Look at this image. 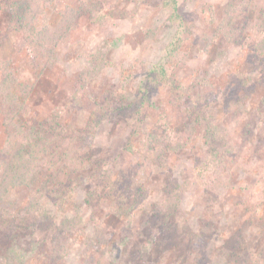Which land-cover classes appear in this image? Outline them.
Segmentation results:
<instances>
[{"label":"rangeland","instance_id":"obj_1","mask_svg":"<svg viewBox=\"0 0 264 264\" xmlns=\"http://www.w3.org/2000/svg\"><path fill=\"white\" fill-rule=\"evenodd\" d=\"M230 1L178 0L184 16L181 24L170 19L172 10L166 0H91L88 5L93 11L79 18L71 35L61 42L53 64L44 69L10 28L13 12L8 0H0V51L11 60L19 78L34 87L25 115L41 119L58 112L69 127L83 126L94 99L113 91L127 102H139L146 91L147 129H178L182 126L179 104H174L167 87L147 80L155 65L164 64L190 93L181 103L187 105L196 93L210 97L216 118L227 130L222 149L229 177L216 186L209 175L203 179L200 174L203 126L184 151L158 157L144 145V134L132 135L122 117L107 120L93 153L115 162L114 177L123 175L133 181L132 190L141 194L139 203L121 216L112 213V198L97 205L99 221L113 232L111 243L100 245L94 238V209L87 202L88 183L63 209L47 200L50 221L34 232L26 230L18 240L26 264H51L56 232L52 224L78 214L84 218L85 233L71 231L69 252L54 264H207L225 249L231 250V264H251L256 256L264 259V70L254 64L253 38L232 42L219 32ZM43 2L40 23L55 30L64 9L77 7L79 0ZM263 13L264 0H254L243 19ZM176 43L179 49L170 57ZM91 53H105L109 63L78 99L76 83L91 66ZM2 123L0 115V147L6 138ZM168 182L183 184L182 200L174 220L170 218L176 224L172 232L161 234L145 221L163 200ZM27 200V189L18 187L8 196L7 208L13 201L25 205ZM12 226L0 213V264H6ZM198 234L203 236L201 249L191 239ZM198 255L201 260L196 259Z\"/></svg>","mask_w":264,"mask_h":264},{"label":"trees","instance_id":"obj_2","mask_svg":"<svg viewBox=\"0 0 264 264\" xmlns=\"http://www.w3.org/2000/svg\"><path fill=\"white\" fill-rule=\"evenodd\" d=\"M43 1L8 0V6L13 12L10 28L16 31L19 42L26 47L34 62L45 69L53 64L61 42L71 35L79 18L93 9L88 5L91 0H79L77 7L64 9L56 29L52 30L40 23V15L45 6ZM238 1L232 0L228 4L219 32L232 42H240L245 37L253 38L254 64L264 70V13L261 17L244 20L243 14L251 8L254 0ZM166 5L172 10L170 19L184 24L178 0H166ZM179 45L176 43L174 47L171 46L168 54L170 57L176 54ZM89 57L91 66L82 71L76 83L75 95L78 99H81L89 83L109 63L105 53H91ZM147 80L155 86H165L170 90L174 104H179L181 110L180 128L147 129L143 110L146 100H149L146 91L139 102H127L124 96L111 91L101 100L94 99L91 114L83 126L69 127L58 112L41 119L25 115L34 87L19 78L11 60L0 51V115L3 117L6 134L0 147V213L5 214L13 225L11 232H8L6 264H26L25 253L21 251L23 248L18 240L26 230L34 232L41 224L50 221L47 200L58 209H63L75 198L79 188L86 187V183L90 185L87 202L94 209L91 216L95 222L94 238L100 245L111 243L113 232L99 221L97 205L105 198H112L111 211L121 216L131 213L141 195L137 190H132L133 181L126 180L123 175L113 176L112 173L117 172L115 162L93 153L100 127L113 117H122L132 135L144 134V145L157 153L158 157H164L168 152L179 154L184 151L193 141L199 127L203 126L201 178L209 175L216 186L225 184L229 176L226 175L227 164L222 147L226 144L227 130L216 118L212 106L214 102L210 97L196 93L190 96L187 105L182 104V99L189 92H185L177 75L164 64L155 65L149 71ZM116 101H120V104L115 105ZM18 187L27 189V203L15 205L13 201L14 205L9 209V203H6L8 196ZM182 192V183L168 182L163 200L147 214L145 223L152 224L151 228L159 229L161 234L172 232L176 225L172 220L180 209ZM83 221L84 218L78 214L65 217L59 224H52L56 232L52 240L54 254L51 256V264L63 259L69 252L71 231H85ZM203 228L207 230V226ZM202 238V234L191 238L197 249H201ZM223 251L219 250L216 254L219 257L214 254L209 258L207 264H231L232 260L228 257L231 250ZM237 254H240L239 250ZM256 257L251 264H264L261 256ZM201 258V255L196 256L197 260Z\"/></svg>","mask_w":264,"mask_h":264}]
</instances>
